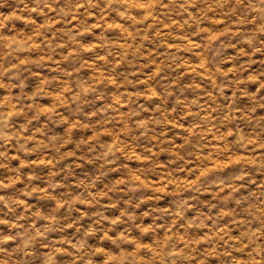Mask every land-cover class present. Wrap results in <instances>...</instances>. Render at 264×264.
Segmentation results:
<instances>
[{
    "label": "rangeland",
    "instance_id": "1",
    "mask_svg": "<svg viewBox=\"0 0 264 264\" xmlns=\"http://www.w3.org/2000/svg\"><path fill=\"white\" fill-rule=\"evenodd\" d=\"M0 264H264V0H0Z\"/></svg>",
    "mask_w": 264,
    "mask_h": 264
}]
</instances>
